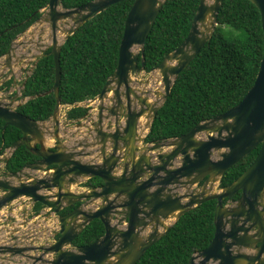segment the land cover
<instances>
[{
	"label": "water",
	"instance_id": "95a60500",
	"mask_svg": "<svg viewBox=\"0 0 264 264\" xmlns=\"http://www.w3.org/2000/svg\"><path fill=\"white\" fill-rule=\"evenodd\" d=\"M120 1L90 0L67 8L61 0H49L35 20L48 29H38L43 40L37 45L42 49L32 55L30 46L27 52L35 58V67L51 49L55 63L53 86L37 95L53 92L56 104L51 117L35 120L17 110L30 97L19 98L17 91L0 98L4 127L13 125L22 132L4 161L21 145L38 157L18 171L0 166V210L23 197L33 206L42 203L41 212L52 209L57 214L79 205L59 214V236L53 243L0 244V253L26 255V251L40 250L38 255L28 254L31 264H137L182 215L215 199L214 236L187 264H264V52L254 84L241 101L198 122L187 133L145 142L174 80L212 39L223 0L199 1L187 37L155 68L161 73L162 89H153L151 79L145 77V43L166 0H134L125 20L117 66L91 100L96 102L91 107L95 113L87 121L86 116L76 122L61 121L62 46L80 26ZM250 1L260 11L264 31V0ZM26 31L29 27L0 56V65L10 73L17 58L15 41ZM59 32L64 34L61 40ZM19 99L24 101L15 105ZM87 122L84 141L73 145L62 134L66 132L62 125L76 123L83 128ZM258 145L247 169L216 191L224 173ZM96 177L100 185L73 190ZM94 219L103 223L104 233L91 243L73 246Z\"/></svg>",
	"mask_w": 264,
	"mask_h": 264
},
{
	"label": "trees",
	"instance_id": "16d2710c",
	"mask_svg": "<svg viewBox=\"0 0 264 264\" xmlns=\"http://www.w3.org/2000/svg\"><path fill=\"white\" fill-rule=\"evenodd\" d=\"M90 0H61L64 7H77ZM134 0H122L98 13L70 35L62 46L61 103L70 105L68 119L80 120L89 107L79 102L95 97L118 63L125 20ZM200 0H166L145 43L146 70L155 69L165 55L187 37ZM49 0H0V56L12 41L42 14ZM264 52L261 14L250 0H223L212 39L174 80L169 96L155 115L145 142H158L187 133L200 121L223 113L237 104L254 84ZM55 81V63L48 49L22 89L30 97L17 110L35 119L52 116L56 104L48 91ZM12 79L6 81L10 84ZM0 118V154L21 135L19 128ZM261 145L228 169L219 186L234 181L255 159ZM38 157L25 146L18 147L5 161L10 171L20 170ZM98 177L84 185L94 187ZM239 193L235 198L239 197ZM226 202V201H225ZM215 199L203 202L182 215L171 229L149 247L137 264H187L191 255L209 245L214 236ZM79 204V203H77ZM37 202L33 211L39 213ZM71 208L62 210V213ZM104 233L99 219L88 223L74 240L75 246L93 242Z\"/></svg>",
	"mask_w": 264,
	"mask_h": 264
},
{
	"label": "rangeland",
	"instance_id": "374dc122",
	"mask_svg": "<svg viewBox=\"0 0 264 264\" xmlns=\"http://www.w3.org/2000/svg\"><path fill=\"white\" fill-rule=\"evenodd\" d=\"M61 25L66 27L63 23H61ZM38 29L48 28L45 25L41 26L38 22L34 21L33 24L29 26V31L23 33L15 41L14 46L16 48L17 58L15 57V61L13 62L15 65L14 73H10L9 69H4V67L0 65V98L14 95L17 91L20 92L19 98H21L23 81L29 74H31L35 63V58L31 57V53L27 52V49L30 46H36V44H30L29 42L32 39H35L34 41H37L36 43L43 40V38L38 36ZM44 42L49 43L47 40ZM22 54H24L25 57H20ZM18 58L20 59L19 63H17ZM145 77L151 79V87L153 89L163 88L160 71L153 69L146 72ZM10 79H12V82L9 85L6 84V81ZM23 101V99H19L15 102V105ZM89 118H86L85 121ZM83 130L84 129L78 130V127L73 124V127L69 129L66 135L69 142L74 145L77 141H84L86 131ZM52 144L53 142L49 141V145ZM215 190H219L218 185ZM31 203L32 202L28 198L23 197L15 201L11 207H6L0 210V244L15 243L19 245L38 246L40 244L48 245L54 241L56 234L55 220L50 219L48 213L35 217L36 215L33 213V205ZM28 254L38 255L40 254V251H26V255L15 254L10 256V254H7L11 258H0V264H31L33 259H31ZM53 256V254L47 255V257L50 258Z\"/></svg>",
	"mask_w": 264,
	"mask_h": 264
},
{
	"label": "flooded vegetation",
	"instance_id": "af4514ba",
	"mask_svg": "<svg viewBox=\"0 0 264 264\" xmlns=\"http://www.w3.org/2000/svg\"><path fill=\"white\" fill-rule=\"evenodd\" d=\"M4 153V152H3ZM2 153V154H3ZM2 154H0V155H2ZM0 166H2L3 168H4V165H3V163H2V161H1V159H0ZM90 179H92V178H90ZM89 179H86V180H84L82 183H80V184H78L77 185V187L80 189V188H82L83 189V187H85V188H89L90 186H87V185H84L83 183H85V182H87ZM98 185H100V184H97L96 186H98ZM96 186H94V187H96ZM0 193H1V191H0ZM236 196V195H235ZM238 198V197H237ZM237 198H233V200H235V199H237ZM17 200H19V199H16L15 201H17ZM15 201L10 205V206H7V207H11L14 203H15ZM99 201V200H98ZM224 201H226V202H228L227 200H224ZM77 205H79V204H77ZM76 205H74V206H72V207H69V208H73V207H75ZM4 208H6V207H4ZM3 209V208H2ZM1 209V210H2ZM67 209V208H66ZM70 209V210H71ZM64 210V209H63ZM41 212V211H40ZM68 212V211H67ZM33 213H34V215H36L35 217H38V216H41V215H43L44 213H48L49 215H50V219H54L55 220V224H56V234H55V239L59 236V234H58V232H57V230H58V225H59V221H58V216H59V214H65V213H62V212H60V213H55V212H53V210L52 209H46L45 211H43V212H41V213H35L34 211H33ZM54 239V240H55ZM54 241H52L51 243H53ZM74 242V241H73ZM50 243V244H51ZM73 246H75L74 244H72ZM38 251H40V250H38ZM1 255H0V258H7V259H10L11 257V255L10 256H8L7 254H2V253H0ZM7 255V256H6Z\"/></svg>",
	"mask_w": 264,
	"mask_h": 264
},
{
	"label": "clouds",
	"instance_id": "9594fccd",
	"mask_svg": "<svg viewBox=\"0 0 264 264\" xmlns=\"http://www.w3.org/2000/svg\"><path fill=\"white\" fill-rule=\"evenodd\" d=\"M94 98V97H93ZM93 98H89V99H86V100H84V101H81V102H79V104L80 105H86V106H88L89 107V112H88V114L86 115V117L87 118H89L90 116H92L94 113H95V109H93V110H91V107H92V105H94L96 102H94V101H91V103H90V100H92ZM86 101V103L85 104H81L82 102H85ZM68 105V104H67ZM70 106V105H69ZM69 108V107H68ZM66 116V115H65ZM67 118V117H66ZM68 119V118H67ZM82 119V118H81ZM80 119V120H81ZM68 120H70V119H68ZM71 120H73V119H71ZM67 121V120H66ZM75 122L77 121V120H74ZM63 123H65V121H62ZM74 124H76V123H74ZM87 124H89V122H87ZM70 125H72V124H70ZM63 130V129H62ZM63 131H65V130H63ZM67 132L68 131H66L65 132V138H67L66 137V135H67ZM70 135V134H69ZM7 156H9V147L4 151V153L2 154V155H0V159H2L1 161H2V163H4L3 165H4V168H5V161H4V159L7 157ZM11 156V155H10ZM221 180V179H220ZM219 183H220V181H219ZM219 183L217 184L218 185V187H219V189H221L222 187H220L219 186ZM86 189H88V188H85V187H83V189H79L78 187H77V185L76 186H74L73 187V190L74 191H76V192H81V191H84V190H86ZM225 203H227V202H225L224 201V204ZM77 205V204H76ZM34 206H32V208H33Z\"/></svg>",
	"mask_w": 264,
	"mask_h": 264
},
{
	"label": "crops",
	"instance_id": "0c3cea01",
	"mask_svg": "<svg viewBox=\"0 0 264 264\" xmlns=\"http://www.w3.org/2000/svg\"><path fill=\"white\" fill-rule=\"evenodd\" d=\"M86 103V101L85 102H82L81 104H85ZM69 107V105H67V104H62V107H61V117H60V119H61V121H66V120H68L67 118H66V111H67V108ZM49 125H51V123H49ZM89 126V124H87V126L86 127H83V128H78V130H81V129H84L83 131H86V129H88L87 127ZM73 127V124L72 125H67V126H64V125H62V129L63 130H65V131H69V129H71ZM86 128V129H85ZM67 129V130H66ZM71 131V130H70ZM70 133H73V132H70ZM62 134H64L65 135V133H62ZM86 159H89V158H86ZM80 189H82V188H80Z\"/></svg>",
	"mask_w": 264,
	"mask_h": 264
},
{
	"label": "bare ground",
	"instance_id": "6f19581e",
	"mask_svg": "<svg viewBox=\"0 0 264 264\" xmlns=\"http://www.w3.org/2000/svg\"><path fill=\"white\" fill-rule=\"evenodd\" d=\"M59 40H61L63 37H64V34L62 32H59ZM35 40V39H34ZM37 42V41H36ZM33 43L34 45L36 44V46L33 47V50H32V54H35L36 52H39V49H42L41 47H39L37 45V43ZM50 42V41H49ZM157 88V87H156ZM155 89V88H154ZM162 89V88H161ZM157 101H158V97H156ZM144 120L141 121V123H143ZM67 130V129H66Z\"/></svg>",
	"mask_w": 264,
	"mask_h": 264
},
{
	"label": "built area",
	"instance_id": "2783aa9c",
	"mask_svg": "<svg viewBox=\"0 0 264 264\" xmlns=\"http://www.w3.org/2000/svg\"><path fill=\"white\" fill-rule=\"evenodd\" d=\"M90 103H91V100H90ZM91 110H93V109H91Z\"/></svg>",
	"mask_w": 264,
	"mask_h": 264
}]
</instances>
